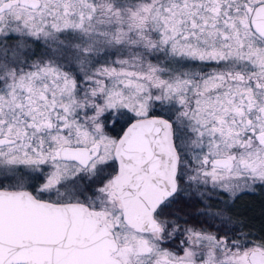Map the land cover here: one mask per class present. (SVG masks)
I'll return each instance as SVG.
<instances>
[{
  "label": "snow or ice",
  "instance_id": "obj_1",
  "mask_svg": "<svg viewBox=\"0 0 264 264\" xmlns=\"http://www.w3.org/2000/svg\"><path fill=\"white\" fill-rule=\"evenodd\" d=\"M257 188L264 0H0V264H264Z\"/></svg>",
  "mask_w": 264,
  "mask_h": 264
},
{
  "label": "trees",
  "instance_id": "obj_2",
  "mask_svg": "<svg viewBox=\"0 0 264 264\" xmlns=\"http://www.w3.org/2000/svg\"><path fill=\"white\" fill-rule=\"evenodd\" d=\"M178 207L186 212H195L197 206L181 200ZM237 212L243 214V218L252 225V231L256 236L264 235V188H257L254 192L242 194L235 202Z\"/></svg>",
  "mask_w": 264,
  "mask_h": 264
}]
</instances>
